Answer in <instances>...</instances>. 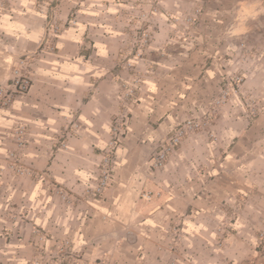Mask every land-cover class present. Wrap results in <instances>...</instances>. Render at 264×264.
<instances>
[{"label": "crops", "instance_id": "1", "mask_svg": "<svg viewBox=\"0 0 264 264\" xmlns=\"http://www.w3.org/2000/svg\"><path fill=\"white\" fill-rule=\"evenodd\" d=\"M3 1L0 85H10L17 61H30L28 54L33 81L0 108V264H27L37 252V228L49 236V246L70 239L84 254L77 264H170L173 257L177 264H222L221 252L246 264L255 254L264 206V73L250 85L260 97L256 116L239 91L216 102L231 65L224 29L264 42V0H219L207 8L205 38L187 53L179 47L164 53L127 100L116 68L123 3L63 0L65 18L57 21L62 30L53 34L50 52L44 45L54 26L39 10L41 0ZM64 14L76 20L67 23ZM124 116L115 175L104 196L52 197L45 179L71 192L96 184L101 153ZM193 117L205 118L204 125L189 132L163 167L153 168L160 140ZM18 156L42 176L9 173L7 164ZM251 181L262 199L238 209ZM174 231L181 232L175 254Z\"/></svg>", "mask_w": 264, "mask_h": 264}, {"label": "rangeland", "instance_id": "2", "mask_svg": "<svg viewBox=\"0 0 264 264\" xmlns=\"http://www.w3.org/2000/svg\"><path fill=\"white\" fill-rule=\"evenodd\" d=\"M82 1L86 0H79V4ZM117 1H120L124 5L117 16L119 22L116 25L117 33L121 34L124 39L119 44L120 50L116 59L117 74L123 79L122 82H126V85L133 87L136 91L139 90L143 79L151 72L156 71L160 66L156 62L165 57L164 53H169L173 48L178 47L179 52L187 53L197 45L198 38H205L207 30L204 28V23L208 20L205 18L207 8L217 6L219 3V0ZM0 2L1 5L5 3L3 0ZM62 2L63 0H41L38 7L40 11L46 14L49 21L63 22L65 17H62L63 12L59 7ZM236 18H233L232 21H235ZM72 20H76L75 15L68 14L66 22L69 23ZM53 26V31H51L53 37L44 45V47H47V51L49 50L50 52H54L55 45L53 39L55 35L53 34L58 30L55 29V25ZM59 30L61 31L62 29L60 28ZM225 31L229 34L227 37L231 39V53H229L231 65L223 82L224 89L228 87L230 93L227 99H231L239 91L242 95L244 106L250 110L252 115L256 116L260 111V104H258L260 97L251 94L250 85L254 86L264 73V42L255 38L252 40L246 33L233 34L232 32H235V29H224V34H226ZM162 32H165L166 35L160 41L161 37L159 38V36ZM48 36L49 32L46 37ZM260 36H264V30H262ZM155 44H157L158 49L152 48V45L155 46ZM27 57H29L30 61L25 58L17 61L18 65L12 70L10 85H0V89H6L4 92L5 100L11 98L7 104H3V101H0V108L9 106L12 103L14 95L27 92L15 90L13 78L16 70L27 76L30 79V83H32L33 80L29 72L32 70L33 60L31 59H33V56L28 54ZM193 118L197 119V117ZM201 119L204 120L205 118ZM19 160L18 156L14 161L11 159L7 164V171L9 173L21 177L42 176L41 172L34 173L25 168V165L21 164ZM97 174L99 177V167ZM44 181L47 182L52 197L60 199L72 197L73 199L81 198L85 200L89 198L84 197V191L89 186L80 188L78 192H71L61 183L56 181L49 182L46 179ZM256 199H262L258 185L254 182L245 185V190L241 194L240 200L237 201L238 209L245 208L247 205L250 206L252 201ZM229 208L232 209V206H229ZM232 210L234 211V209ZM260 213L258 229L256 231L255 254L248 259L246 264H256V261L264 258V206ZM10 217L14 219L16 214H12ZM179 225L181 226V223ZM176 228H179L178 225ZM36 234L38 236V243H36L37 252L27 264H77L79 260H83V252L81 249L75 248L70 239H57L53 245L49 246L47 245L49 236H47L43 229L37 228ZM178 234H181V232L175 233L174 231L172 240L174 246H177L172 250L173 254L180 252ZM217 244L219 248L221 245H224L221 240ZM219 256L222 264H234L228 253L221 252ZM170 264H177L174 257Z\"/></svg>", "mask_w": 264, "mask_h": 264}, {"label": "built area", "instance_id": "3", "mask_svg": "<svg viewBox=\"0 0 264 264\" xmlns=\"http://www.w3.org/2000/svg\"><path fill=\"white\" fill-rule=\"evenodd\" d=\"M51 20V24L55 25V29L59 26L57 25V22ZM57 30V31H58ZM56 31V32H57ZM14 86L15 90L19 92H25L28 90L30 86V79L27 78V76L20 73L19 70L15 71L14 76ZM124 87V99H131L134 97L136 89L133 87H130L126 85V82H122ZM6 89L1 88L0 89V101H3V104H7L10 102L11 98L6 99L4 98V92ZM235 91V89H233ZM229 90L228 87L225 89L224 93L221 95V99L217 100V104L223 101V99H227L229 96ZM7 95V92H6ZM126 118L127 116L121 118L117 122H115V126L113 128V136L110 142L108 143L107 147L102 151L101 153V161L99 164V177L97 179L96 184L89 186L84 191V197L86 198H96V197H102L104 196L106 190L111 185L115 171H114V165L117 161V154L116 150L117 147L120 145L122 136L125 132L126 128ZM202 119H195V118H188L184 120V122L178 124L163 140H160L156 150L154 151L151 162L152 166L154 168H161L164 166L166 161L175 153V151L178 149V147L181 145L183 139L189 134V132L197 130L201 128L203 124Z\"/></svg>", "mask_w": 264, "mask_h": 264}]
</instances>
